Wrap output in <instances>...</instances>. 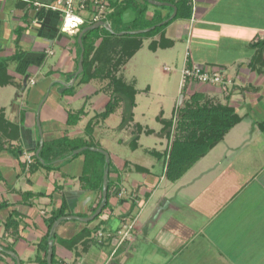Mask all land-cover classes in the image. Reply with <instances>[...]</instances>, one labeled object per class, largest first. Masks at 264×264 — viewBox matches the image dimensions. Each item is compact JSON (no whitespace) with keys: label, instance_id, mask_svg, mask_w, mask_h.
Returning a JSON list of instances; mask_svg holds the SVG:
<instances>
[{"label":"crops","instance_id":"crops-1","mask_svg":"<svg viewBox=\"0 0 264 264\" xmlns=\"http://www.w3.org/2000/svg\"><path fill=\"white\" fill-rule=\"evenodd\" d=\"M97 1L105 4L104 21L111 30L114 24L117 34L162 27L138 37L141 47L125 65L146 47L155 56L153 75L169 83L173 78V95L179 101L169 109L168 119L163 117V102H158L151 112L155 127L150 128L146 111L137 108L139 90L133 87L132 119L121 127L128 114L124 103L103 118L112 88L107 79L78 84L76 77L72 83L81 48L77 38L60 32V15L0 0V63L9 78L0 93H10L11 98L0 104V110L19 126L22 146L17 158L0 152V264H16L13 255L20 264H38L43 257L39 244L46 238L47 249L52 241L53 264H264V0H195V11L187 0L190 15L186 17L181 7L176 18L177 0H154L175 7L170 20L172 7L145 0ZM122 9L133 12L129 24L122 22L123 13L113 19ZM85 12L79 15L86 20L90 14ZM102 29L98 28L99 35ZM185 65L221 71L232 84L222 88L189 80L181 86ZM121 70L118 77L133 86L122 78ZM84 84L91 87L89 93L81 90ZM150 88L146 85L142 91ZM40 103L44 142L83 137L92 122L93 134L102 141L94 148L109 155L101 180L99 168L93 169L92 188L82 179L84 155L60 165L58 161L50 171L29 169L39 142ZM218 106L232 108L239 121L195 157L209 143L208 131L218 133L222 128L224 112L215 109ZM202 110L205 115L199 113ZM66 115L77 117L76 123H69ZM152 136L153 144L165 146L141 143ZM173 142L174 153H180V145L189 153L173 158ZM170 156L173 163L193 162L179 176L167 174ZM62 200L68 215L64 217L90 218L100 205L102 209L87 222L60 217L51 225L49 219ZM12 213L17 226L5 231Z\"/></svg>","mask_w":264,"mask_h":264},{"label":"trees","instance_id":"trees-1","mask_svg":"<svg viewBox=\"0 0 264 264\" xmlns=\"http://www.w3.org/2000/svg\"><path fill=\"white\" fill-rule=\"evenodd\" d=\"M177 4V5H176ZM175 6L177 8V13L175 18L178 16L179 8L182 7L183 11L185 12L186 17L190 15V6L188 4L187 0H177ZM180 4V7L178 6ZM25 5V4H24ZM31 6V5H30ZM123 9L117 12H115L112 16L113 19H118L120 15H122ZM39 15V14H38ZM41 16V14H40ZM39 17V16H38ZM161 21V20H160ZM162 27H156L154 30H150L149 32L141 35H134L130 36L127 34L124 35H117V32L114 31L112 27L113 34L106 31L101 30L102 34L99 35L97 30H93L90 32H87L82 36L81 44L83 47V71L80 75H78V84L81 83H87L91 79H107L109 82L110 87L112 88V97L111 100L108 102V104L105 107L104 112L101 114L103 118L107 117L114 108L117 107L118 103H124L128 107V114L123 119V122L121 124L124 125V123L128 122L132 119V108L134 107V98L136 95V90L131 85L125 84L120 77H118L117 73L119 72L120 68L124 66L127 61L140 49L141 47V41L138 39V37L141 36H148L155 31L159 30ZM101 38V41L97 47H95V41L97 39ZM5 66L3 63H0V86L6 85L9 81V78L5 74ZM71 90V88H68L64 92ZM215 109L220 110V112H224L223 118H220L219 125L222 126L220 131L216 133L213 129H210L208 132L210 135H208L209 143L204 144V148L200 152H195L197 154L195 157H199L204 154L206 149L211 148L213 145H215L222 137L223 135L229 131L235 124L238 123L239 117L234 113L232 108H229L227 106H218L215 107ZM199 113L206 114L205 110L199 111ZM68 121L69 123H76L77 117H73L72 115H68ZM92 130V122H88V124L85 127L84 135L83 137H79L81 141L78 139H72L67 138L66 136L56 139L52 142H44L42 149L39 153V158L35 156V152L39 146V143L36 145L35 149L33 150L32 154V162L31 166L29 167L30 170L34 171L35 169L42 168L47 171H50L52 169H55L54 167L57 166V163H55L56 160L61 158V154L65 152L67 155L65 158L70 157L73 158L72 153L74 151H77L80 148H86L83 150L79 155H84L85 161H84V167H83V176L82 179L84 180L87 187L92 188L93 183L91 182L93 177V169H98L100 171V176L98 177V180L102 179L103 171L105 169H108V164H105V158L102 154L97 152H92L89 150V148H94L95 145L93 144L92 140L89 138V140H86V136L91 135ZM213 134V135H212ZM19 126L14 125L10 121H8L5 118L4 111L0 110V137L4 140H1L0 138V152H7L11 157L17 158L19 155V152L22 150L20 137H19ZM78 138V137H77ZM84 138V139H82ZM136 141L135 139L133 140ZM6 142H10L7 143ZM174 147V142L172 143L170 153L173 151V158L175 156L180 157V153H183V155H187L189 152H187L186 145H180L179 151L180 153H174L176 151ZM172 156H170L169 162H168V168H167V174L173 173L174 175H181L183 171H185L186 166L189 165V163H192L191 160H177L176 163L171 162ZM98 165H97V164ZM95 164V166H94ZM178 164V165H177ZM21 168L23 171L25 168H27V163L23 162L21 163ZM84 174L87 176L84 177ZM107 191H108V184H107ZM29 195H32L29 193ZM36 196L42 197L43 194H36ZM26 198V197H24ZM2 207V204L0 205V208ZM66 210V203L64 200H62L61 206L52 213L49 221L54 223L58 218L68 216L65 214ZM16 214L12 213L10 214L4 223V229L5 231H8L10 228H13L17 226L14 222V217ZM50 227V226H49ZM39 248L42 251L43 257L42 260L37 259L38 264H47L46 261V254H47V238L44 239L39 244ZM7 250L12 251L9 247ZM54 258L53 254L51 256V263L53 264Z\"/></svg>","mask_w":264,"mask_h":264},{"label":"rangeland","instance_id":"rangeland-1","mask_svg":"<svg viewBox=\"0 0 264 264\" xmlns=\"http://www.w3.org/2000/svg\"><path fill=\"white\" fill-rule=\"evenodd\" d=\"M113 28L116 29V26L114 24H113ZM151 59H153V61H154L155 56L153 55L152 52L148 51L147 48L145 47L143 50H141L137 54V56L133 60H131L127 65H125L122 68V70L121 69L120 70H121L122 78L127 83L132 84L133 87H135L136 89L138 88L139 92L136 95V103L138 105L137 108L140 111H142V110L146 111V117L148 118L146 120V122L148 123L150 128H154L155 122H154V118H153V113L151 115V112H153V110L158 108V106H159L158 102H160V101L163 102V104L165 106V114L163 117L168 119L170 117V113L168 112L169 109H172L174 104L177 101H179V99L178 98L176 99L173 95L174 86L176 85V82H174L173 78L170 79V83H169L168 80L162 81L161 79L158 78L157 75H153V66L151 67V65L154 64V62L151 61ZM91 85L93 86V89H95L97 87V83L95 81H93V83H91ZM146 85H150L151 90L144 92L142 90L145 88ZM84 86H85V84H84ZM84 86L81 88V90L85 93H89L91 87H89V86L84 87ZM106 93L108 94V91H106ZM10 99H11L10 93L9 94H1L0 93V104L1 105L8 104L9 103L8 101H10ZM123 108H128V107L126 105H124ZM67 117L68 116L66 115V118ZM139 117H140V115H139ZM91 134L93 136H91V135L86 136L85 139L89 140V138H90L93 141V144L96 141L98 142L99 140L96 139V137H98V136H97V134L96 135L93 134V129L91 130ZM107 135H110V133H107ZM66 137L69 138V136H66ZM153 138L154 137L152 136V138L150 139V142L144 141V139H142L141 143L143 145L153 146V147L158 148V149H161L165 146V143H163L161 145L159 143L153 144V142L151 141ZM69 139H71V138H69ZM75 139H78L79 141H81L79 138H75ZM82 139H84V138H82ZM1 140H4V139L1 138ZM72 141H74L73 138H72ZM107 141L109 142L108 139H107ZM99 142L101 143L102 141L100 140ZM7 143H10V142H6V144ZM80 149H82V148H80ZM80 149H78V150H80ZM81 152H79L77 154H74V152L72 153V155H75V156H73V158H75L74 160L79 158V154ZM120 152L122 155L123 154L128 155V154H125L126 153L125 150L119 149V153ZM65 154L66 153L63 152L61 154V158L56 160L55 163H57L58 161H61V163L58 164V165H60V164L66 163L68 160H70V157L65 158L67 156ZM71 162H72V160H71ZM105 164H106V162H105ZM167 203H168V201L165 202V204H167ZM203 244L205 245V243H203Z\"/></svg>","mask_w":264,"mask_h":264},{"label":"built area","instance_id":"built-area-1","mask_svg":"<svg viewBox=\"0 0 264 264\" xmlns=\"http://www.w3.org/2000/svg\"><path fill=\"white\" fill-rule=\"evenodd\" d=\"M25 4L32 5L36 8H46L57 12L61 17L60 32L68 36L77 38L79 32L88 26L95 23H103L110 28L107 22L104 21L106 12L105 4L97 0H51L47 4H41L37 0H15ZM191 7L195 11V0H190ZM90 18L86 19L79 15L81 12L88 11ZM94 11V14H93ZM100 25L99 28H103ZM181 86H184L187 81L194 80L200 83H210L226 88L232 84V81L226 77L221 71H209L207 68H202L198 65H185L180 71ZM27 163L30 160L27 159ZM126 235V233L124 234Z\"/></svg>","mask_w":264,"mask_h":264},{"label":"water","instance_id":"water-1","mask_svg":"<svg viewBox=\"0 0 264 264\" xmlns=\"http://www.w3.org/2000/svg\"><path fill=\"white\" fill-rule=\"evenodd\" d=\"M145 1H147L151 5H155V6H158V7H161V6L172 7L174 12H173L172 16L169 18V20L172 19L175 16V7L174 6H172L170 4H167V3H160V2H157V1H154V0H145ZM132 16H133V12L132 11H125L123 13V15H122V22L124 24H129L132 21V19H131ZM169 20L163 21L160 24H158L157 26H161V25L167 23ZM100 25H103V23H101V22L100 23H95V24H93L91 26L85 27L79 32V34L77 36V43H78V45L81 48V52H80L79 60H78V64H77V71L72 76V83L74 82L75 78L78 75H80L82 73V71H83V66H82V63H83V47H82V44H81L82 36L84 34H86L87 32H90V31L98 29ZM103 28L108 30L112 34L114 33L109 27H107L105 25H103ZM154 28L155 27L147 28V29H144V30H138V31H126V32L118 33L117 35H119V36L124 35V34L137 35V34H142V33L149 32L150 30H153ZM41 105H42V103L39 104L37 112H36V126H37L38 133H39V142H38L39 146H38V148H37V150L35 152V156L38 157V158H39L40 150L42 149V146H43V138H42V135H41V128H40V124H39V111H40ZM85 149L86 148H82L80 150L74 151V154H77V153H79V152H81V151H83ZM89 150L92 151V152H97V153L102 154L104 156V158H105V162L106 163L109 162V155L104 150L99 149V148H89ZM106 191H107L106 184L104 183L103 187H102V198H103V201L106 200ZM101 209H102V205L99 206V208L96 210L95 214L93 216H91L90 218L63 217V218H60L59 220L61 221V220H68V219H76L78 221L87 222V221L92 220L96 215H98L100 213ZM0 250H2L1 247H0ZM51 256H52V241L49 240L48 241L47 254H46L47 264H52L51 263ZM13 257L15 259V263L16 264H20L17 256L13 255Z\"/></svg>","mask_w":264,"mask_h":264}]
</instances>
